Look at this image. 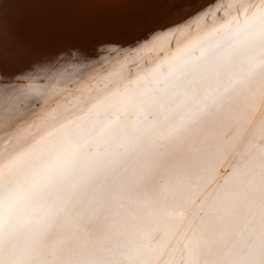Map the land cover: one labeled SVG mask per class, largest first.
Returning a JSON list of instances; mask_svg holds the SVG:
<instances>
[{"label":"bare ground","instance_id":"bare-ground-1","mask_svg":"<svg viewBox=\"0 0 264 264\" xmlns=\"http://www.w3.org/2000/svg\"><path fill=\"white\" fill-rule=\"evenodd\" d=\"M264 0H0V264H261Z\"/></svg>","mask_w":264,"mask_h":264},{"label":"snow or ice","instance_id":"snow-or-ice-1","mask_svg":"<svg viewBox=\"0 0 264 264\" xmlns=\"http://www.w3.org/2000/svg\"><path fill=\"white\" fill-rule=\"evenodd\" d=\"M261 264H264V260L261 261Z\"/></svg>","mask_w":264,"mask_h":264}]
</instances>
